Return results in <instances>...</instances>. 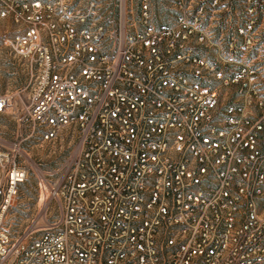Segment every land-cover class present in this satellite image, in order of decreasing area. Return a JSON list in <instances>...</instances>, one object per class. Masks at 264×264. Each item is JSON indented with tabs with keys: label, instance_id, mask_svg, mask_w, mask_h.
<instances>
[{
	"label": "built area",
	"instance_id": "1",
	"mask_svg": "<svg viewBox=\"0 0 264 264\" xmlns=\"http://www.w3.org/2000/svg\"><path fill=\"white\" fill-rule=\"evenodd\" d=\"M172 11L0 0L25 72L0 97L18 130L0 137V264H264V71L228 69L238 37L194 49ZM45 143L69 157L43 169ZM30 179L41 206L15 233Z\"/></svg>",
	"mask_w": 264,
	"mask_h": 264
},
{
	"label": "rangeland",
	"instance_id": "2",
	"mask_svg": "<svg viewBox=\"0 0 264 264\" xmlns=\"http://www.w3.org/2000/svg\"><path fill=\"white\" fill-rule=\"evenodd\" d=\"M150 1L161 9L165 6L174 7L172 13L178 30L183 31L188 25L194 32L192 36L194 49L200 44L215 49L214 40L222 38L225 52L228 53L229 42L233 37H238L239 58L234 64L228 63V69L264 71V12L260 11L264 9V0ZM14 31L11 19L0 18V97L14 95L16 89L25 83V72L21 71L23 65L9 48V40ZM202 37L203 42H200ZM197 53L200 55V50H197ZM193 68L200 69L195 63ZM17 131V124L11 112L0 113V137L11 141ZM32 152L42 168L50 170L69 157L71 148L65 143L63 145L45 143ZM41 199V188L35 180L30 179L20 188L11 212L12 228L15 233L24 232L36 219Z\"/></svg>",
	"mask_w": 264,
	"mask_h": 264
}]
</instances>
